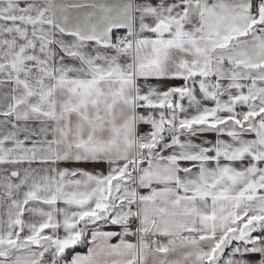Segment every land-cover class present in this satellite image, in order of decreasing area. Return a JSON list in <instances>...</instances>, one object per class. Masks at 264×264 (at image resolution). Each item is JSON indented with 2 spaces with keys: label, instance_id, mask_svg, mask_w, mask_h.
I'll return each mask as SVG.
<instances>
[{
  "label": "snow or ice",
  "instance_id": "snow-or-ice-1",
  "mask_svg": "<svg viewBox=\"0 0 264 264\" xmlns=\"http://www.w3.org/2000/svg\"><path fill=\"white\" fill-rule=\"evenodd\" d=\"M0 264H264V0H0Z\"/></svg>",
  "mask_w": 264,
  "mask_h": 264
},
{
  "label": "trees",
  "instance_id": "trees-1",
  "mask_svg": "<svg viewBox=\"0 0 264 264\" xmlns=\"http://www.w3.org/2000/svg\"><path fill=\"white\" fill-rule=\"evenodd\" d=\"M81 251H83V249H81Z\"/></svg>",
  "mask_w": 264,
  "mask_h": 264
}]
</instances>
